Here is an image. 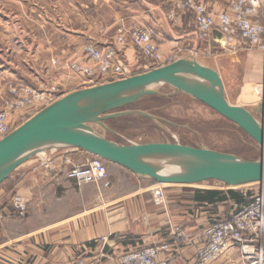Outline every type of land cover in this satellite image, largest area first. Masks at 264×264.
Returning a JSON list of instances; mask_svg holds the SVG:
<instances>
[{"label":"crops","instance_id":"0c3cea01","mask_svg":"<svg viewBox=\"0 0 264 264\" xmlns=\"http://www.w3.org/2000/svg\"><path fill=\"white\" fill-rule=\"evenodd\" d=\"M99 1L93 2L92 8ZM198 1L213 14L223 12L229 3V0ZM100 3L108 6L109 18L114 22L108 31L129 22L144 24L155 30V41L165 55L199 46L193 15H185L178 24L168 21L174 10L168 0ZM77 8L83 13L79 4ZM101 20L98 17L93 26L102 23ZM100 33L104 36L107 32L102 29ZM219 39L215 31L210 40L214 52L219 50ZM96 42L106 45L108 40L101 38ZM121 55L130 67L148 71V66H143L145 60L133 46L122 50ZM263 59V53L244 50L207 60L219 73L225 90L234 92L236 83L229 79L230 74L236 76L234 69L242 68L243 89L258 86ZM244 94L245 90L235 98ZM39 157L19 167L0 186V264H109L107 254L119 256L128 250L160 245L170 240V231L176 227L184 228L190 241L170 261L187 264L201 245L205 229L217 220L230 217L247 203L251 194L241 188L229 193L230 190L216 182L160 185L150 179H139L110 163L107 167L111 187L104 184L79 187L68 179L67 173L72 163L85 157L83 151L57 150ZM16 195L29 202L25 217H20L13 207ZM103 239H107L106 244ZM247 251L248 255L244 256L239 247L229 248L216 264H264V245L252 244Z\"/></svg>","mask_w":264,"mask_h":264},{"label":"rangeland","instance_id":"374dc122","mask_svg":"<svg viewBox=\"0 0 264 264\" xmlns=\"http://www.w3.org/2000/svg\"><path fill=\"white\" fill-rule=\"evenodd\" d=\"M95 1L98 2L0 0V112L7 101L18 97L23 87L51 90L62 96L93 87L94 85L76 76L71 70L74 64L96 69L97 63L90 60L86 51L89 46L104 51L114 45L119 57L128 64L121 51L131 45L124 48L117 45L115 40L120 30L127 32L135 25L144 24L129 22L108 31L109 26L114 23L109 18V8L100 3L103 0L92 8ZM168 1L173 4L172 0ZM77 4L81 6L83 13L77 8ZM98 17H101L102 23L93 26ZM102 29L107 32L104 36L100 33ZM101 38L108 40V43H97L96 40ZM245 51L262 54L255 49ZM188 55L189 52L185 49L181 53L182 58ZM197 58L212 69L213 65L209 60ZM147 65L149 66V62L145 60L143 66ZM143 71L141 68L137 69V75L143 74ZM234 71L236 76L230 74L229 79L236 83V86L232 88L234 92L226 90L228 101L250 111L264 127V98L258 91L264 86V59L258 86H246L243 89L242 68L238 67ZM224 78H228L226 73ZM243 90L245 94L242 98L241 95L235 98L239 93L242 94ZM261 106L263 108L259 113ZM126 110L147 112L155 116L159 123L135 116L106 122L109 131L99 126H94V129L100 135L121 145L180 144L232 154L246 160H259L264 157L260 146L236 125L190 97L175 94L170 87L164 88L160 96L146 98ZM39 158L36 156L32 160ZM109 181L111 187L110 176ZM244 190L250 192L252 189ZM261 244L264 245V241Z\"/></svg>","mask_w":264,"mask_h":264},{"label":"water","instance_id":"95a60500","mask_svg":"<svg viewBox=\"0 0 264 264\" xmlns=\"http://www.w3.org/2000/svg\"><path fill=\"white\" fill-rule=\"evenodd\" d=\"M167 87L236 125L264 154V127L250 111L228 101L218 72L203 66L193 56H186L143 74L64 95L33 116L0 141V186L36 156L49 151L81 150L139 179H150L160 185L195 186L216 182L235 189L259 187L264 182V157L246 160L180 144L121 145L94 129L99 126L109 131L106 122L135 116L159 123L147 112L125 109L146 98L160 96Z\"/></svg>","mask_w":264,"mask_h":264},{"label":"built area","instance_id":"2783aa9c","mask_svg":"<svg viewBox=\"0 0 264 264\" xmlns=\"http://www.w3.org/2000/svg\"><path fill=\"white\" fill-rule=\"evenodd\" d=\"M174 10L168 20L174 24L192 14L196 26L198 48L188 51L194 57L216 59L220 56L235 55L247 49H255L264 54V0H230L227 8L219 13H211L196 0H172ZM220 35L219 50L214 52L210 45L213 33ZM156 32L145 25H135L129 31L120 30L115 40L124 48H136L141 57L149 62L148 70L171 65L182 58L183 50L165 55L157 45ZM202 47V48H201ZM96 69L74 64L72 72L97 86L124 80L137 75L136 68L130 67L119 57L116 46L104 51L93 46L86 49ZM150 70V71H151ZM91 87V86H90ZM63 96L49 90L32 87L21 88L15 100L7 101L0 112V141L25 124L33 116L50 107ZM70 180L81 187L87 184L110 186L109 170L100 158L85 153V157L73 164L67 173ZM235 190V188H227ZM247 203L241 205L230 217L213 222L202 236L194 258L187 264H216L229 248L239 247L244 256L252 244L264 241V182L251 191ZM29 202L16 195L13 207L20 217L28 213ZM190 241L188 232L181 227L170 231V240L160 245L144 246L128 250L119 256L108 255L109 264H171V259ZM107 243V239H103ZM261 254V250L259 252Z\"/></svg>","mask_w":264,"mask_h":264},{"label":"bare ground","instance_id":"6f19581e","mask_svg":"<svg viewBox=\"0 0 264 264\" xmlns=\"http://www.w3.org/2000/svg\"><path fill=\"white\" fill-rule=\"evenodd\" d=\"M197 60V59H196ZM200 64H202L199 60H197ZM203 66L207 67L206 65L202 64ZM259 89V88H258ZM258 91H260L261 95L263 96L264 98V86H262ZM49 152H52V151H49ZM49 152H46V153H43V154H47ZM42 155V154H41ZM40 156V155H39ZM255 187V185H253ZM248 188V187H247Z\"/></svg>","mask_w":264,"mask_h":264},{"label":"trees","instance_id":"16d2710c","mask_svg":"<svg viewBox=\"0 0 264 264\" xmlns=\"http://www.w3.org/2000/svg\"><path fill=\"white\" fill-rule=\"evenodd\" d=\"M236 189H237V188H236ZM233 191H235V190H230L229 193H232ZM250 195H251V194H250Z\"/></svg>","mask_w":264,"mask_h":264}]
</instances>
